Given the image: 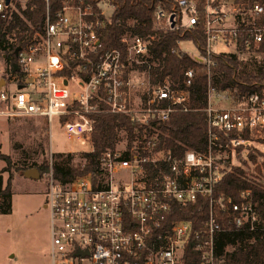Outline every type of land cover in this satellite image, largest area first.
I'll use <instances>...</instances> for the list:
<instances>
[{
    "label": "built area",
    "instance_id": "built-area-1",
    "mask_svg": "<svg viewBox=\"0 0 264 264\" xmlns=\"http://www.w3.org/2000/svg\"><path fill=\"white\" fill-rule=\"evenodd\" d=\"M28 2L0 0V19ZM45 2L40 30L25 32L20 42L15 34L7 38L15 61L0 69V119L42 118L50 127L57 118L66 135L78 140L92 135L95 117L102 114L123 116L133 127L131 140L123 129L128 133L123 149H104L94 174L66 184L54 178L52 168L45 175L49 264H222L216 255L219 236L264 227V201L241 171L252 145H264V88L244 93L234 85L220 88L222 73L216 71L220 59L264 52L261 0H171L169 9L156 6L155 21L180 33L171 53L202 67L201 90H194L192 68L183 70L181 83L160 79L153 69L158 65L152 37L124 29L119 38L124 49L99 52L111 20L102 12L103 0H61L54 13ZM183 42L197 54L181 50ZM134 72L141 74L138 83ZM176 113L204 116L203 149L165 146L159 127ZM235 169L246 184L237 200L217 195ZM190 207L205 211L197 228L173 218L177 208Z\"/></svg>",
    "mask_w": 264,
    "mask_h": 264
},
{
    "label": "trees",
    "instance_id": "trees-1",
    "mask_svg": "<svg viewBox=\"0 0 264 264\" xmlns=\"http://www.w3.org/2000/svg\"><path fill=\"white\" fill-rule=\"evenodd\" d=\"M97 3L100 0H93ZM61 0H48L49 10L54 13L59 7ZM114 9L110 22L105 25L101 35L99 52L109 48H123L119 43V38L124 29L132 30L135 34L143 37H152L151 53L154 63L158 67L153 68L155 72L161 73L160 79L170 76L174 83H181L182 72L187 68H196L197 76L195 78L194 90H201L205 86V75L202 67L192 62L185 55L180 53H171L173 48H177L176 41L180 33L169 27L163 26V23L155 21L154 12L159 3H164L169 9L172 6L171 0H109ZM264 5V0H261ZM46 2L45 0H29L25 8L22 9L16 4V11L10 15L7 13L5 19H0V58L5 57L7 66L15 61L14 46L8 44V36L15 34L18 42L23 39L25 32L32 34L40 30L44 15ZM10 16V19H9ZM131 22V23H130ZM133 23V27L129 24ZM186 35L185 37H191ZM264 55V52L261 53ZM242 61L232 58H224L217 61L216 71L222 73V81L219 83L220 88L229 85L237 86L240 93L250 91H261L264 88V62L258 67L256 72H247L241 70ZM95 129L91 136L93 146L92 152H83L75 154H57L52 166L53 176L59 182L66 184L73 179L81 176L94 174L98 168V159L105 148H114L120 130L129 131L130 140L132 138V125L127 119L120 115L102 114L95 117ZM168 135L167 148L181 150V147L175 144L179 141L193 150L204 148L206 127L204 116L195 113H176L170 118V121L159 127ZM45 133V130H44ZM45 137L44 134H42ZM47 138V135H46ZM251 160H255L252 154ZM61 160V161H60ZM0 161L4 162L5 167L1 172L14 166L10 157L0 154ZM72 161V162H71ZM71 162V164H70ZM47 163L33 165L40 175L43 174ZM17 168V167H16ZM32 169V168H31ZM30 170L25 168L24 172ZM239 169L226 175L221 184L218 186L216 194L224 193L237 200L238 191L246 184L239 178ZM12 175H8L5 188L2 186L0 177V214L7 215L11 212L12 197ZM252 190L257 196L264 201V192L252 185ZM264 208V206L262 207ZM196 207L177 208L173 218L176 220H190L194 228L206 218L205 211L198 212ZM217 258L222 264H264V227L252 231V233H235L227 231L216 239Z\"/></svg>",
    "mask_w": 264,
    "mask_h": 264
},
{
    "label": "rangeland",
    "instance_id": "rangeland-1",
    "mask_svg": "<svg viewBox=\"0 0 264 264\" xmlns=\"http://www.w3.org/2000/svg\"><path fill=\"white\" fill-rule=\"evenodd\" d=\"M102 12L106 18L113 15L114 9L109 0H103ZM185 19L183 15V23ZM179 48L189 54H197V49L187 42L181 43ZM242 60H239L243 62L241 70L256 72L264 62V55L259 53L245 55ZM4 68H7L6 61L0 58V69ZM193 69L197 75V69ZM134 75V81L138 83L141 74L134 72ZM162 132L167 136L164 143L166 146L169 138L164 130ZM127 135L125 130L119 131L116 143L121 140L117 145L115 143V149L124 148ZM91 136L79 140L75 137L69 138L57 118L52 121L50 127L42 118L0 119V154L10 157L14 164L9 172H1L5 164L0 161L3 188L7 184L8 175H12L11 212L7 215L0 214V264H49L50 216L49 210L45 207V175L52 168L57 154L66 156L92 152ZM175 144L179 147L184 145L179 141H175ZM252 149L255 160H243L244 168L241 171L252 178L253 186L264 192V145L254 143ZM44 162L47 166L38 180L24 177L25 168L34 170L36 168L33 165H41Z\"/></svg>",
    "mask_w": 264,
    "mask_h": 264
},
{
    "label": "water",
    "instance_id": "water-1",
    "mask_svg": "<svg viewBox=\"0 0 264 264\" xmlns=\"http://www.w3.org/2000/svg\"><path fill=\"white\" fill-rule=\"evenodd\" d=\"M8 2H9V0H6V3H8ZM173 18H174V15H172V16L170 17L171 27H174V21H173ZM3 84H4V80L2 79V80L0 81V87L3 86ZM24 177H25L26 179H31V180L36 181V180H38V179L40 178V174H39L38 170L34 169V170L26 171V172L24 173Z\"/></svg>",
    "mask_w": 264,
    "mask_h": 264
},
{
    "label": "crops",
    "instance_id": "crops-1",
    "mask_svg": "<svg viewBox=\"0 0 264 264\" xmlns=\"http://www.w3.org/2000/svg\"><path fill=\"white\" fill-rule=\"evenodd\" d=\"M49 248H50V243H49Z\"/></svg>",
    "mask_w": 264,
    "mask_h": 264
}]
</instances>
